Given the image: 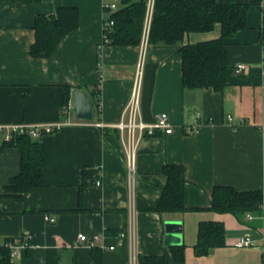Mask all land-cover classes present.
I'll return each mask as SVG.
<instances>
[{"label": "crops", "instance_id": "crops-1", "mask_svg": "<svg viewBox=\"0 0 264 264\" xmlns=\"http://www.w3.org/2000/svg\"><path fill=\"white\" fill-rule=\"evenodd\" d=\"M113 3L0 4V125L62 124L38 139L49 153L44 185L21 198L7 191L21 172V152L15 147L0 151V246L28 236L29 247L18 264H130L133 248L136 264L146 256H165L175 264L173 246L166 244V223L178 221L183 264H264V0L251 7L247 29L227 40L229 84L222 92L184 89L179 52L183 45L219 38V27L190 34L181 44H149L145 30L138 46L104 44L105 23L115 12L107 6ZM117 4L120 8L121 0ZM59 7H77L80 26L50 58H34L36 19L55 15ZM143 49L141 120L154 124L165 113L174 133L144 135L130 160L128 134L117 126L131 100ZM241 64L248 70L240 72ZM65 87L69 103L74 104L75 92L85 93L93 106L92 121L78 120L75 104L67 113ZM198 118L197 131L186 134ZM4 142L0 134V147ZM166 165L185 169V213L152 211L167 184ZM84 170L93 171L87 180ZM217 187L261 191V213L214 211ZM47 215L56 223L47 222ZM202 222L226 229L225 245L207 255L196 251ZM132 224L133 246L130 238L120 237ZM81 234L101 236V241L94 247L80 244ZM246 238L254 246L234 247Z\"/></svg>", "mask_w": 264, "mask_h": 264}, {"label": "trees", "instance_id": "trees-1", "mask_svg": "<svg viewBox=\"0 0 264 264\" xmlns=\"http://www.w3.org/2000/svg\"><path fill=\"white\" fill-rule=\"evenodd\" d=\"M4 1L27 5L51 0H0V4ZM259 4L260 0H156L148 42L181 44L190 34L209 33L219 27V38L183 45L179 52L182 56L184 89L213 88L222 92L229 84L227 40L247 29L249 11L252 6ZM121 5L109 17V21H114V26L110 30H104L109 38L107 44L138 46L145 30L147 0H121ZM79 26L80 11L77 7H59L55 15L38 16L34 26L36 41L31 48V55L34 58H50L65 37ZM262 39L264 42V30ZM69 102L70 89L65 87L64 106L67 107ZM12 147L21 152V172L11 180L7 191L9 195L21 198L44 185L49 153L47 146L34 139L29 132L14 134L10 141L4 142L0 151ZM92 172L84 170L85 180ZM163 174L167 178V184L152 211L160 214L185 213L188 211L185 206V169L180 165H166ZM262 204L261 191L238 192L231 187H217L212 195L211 209L235 215H258ZM225 237L226 229L223 224L200 223L197 254L207 255L211 248L223 247ZM171 249L175 264H183L184 246H173ZM139 263L170 264L165 256L141 257ZM0 264H18L12 260L11 252L6 246H0Z\"/></svg>", "mask_w": 264, "mask_h": 264}, {"label": "built area", "instance_id": "built-area-1", "mask_svg": "<svg viewBox=\"0 0 264 264\" xmlns=\"http://www.w3.org/2000/svg\"><path fill=\"white\" fill-rule=\"evenodd\" d=\"M119 0H114L113 4H110L107 6V9L110 11H117L118 10V2ZM155 1L156 0H147V13H146V19H145V34L148 35L150 31L152 16L154 12L155 7ZM264 8V3H263ZM114 26V21H108L105 23V29L104 30H110ZM104 44H107L109 42V38L104 33ZM146 45V44H145ZM144 59H145V49H143V53L141 56V59L138 63L137 68V75L136 79L133 85L132 90V96L131 100L126 107L123 115V120L121 123L117 126L118 129H120L122 132H127L128 134V147L130 150V156L129 159L131 160L132 157H134L135 149L138 145L139 139L146 136H154L157 131H162L166 135H170L174 133V127L170 122V117L163 113L157 116L156 122L154 124H145L141 120V113H140V94H141V86H142V80H143V68H144ZM264 59V55H263ZM237 69L242 71H247L248 67L244 64H241L237 67ZM67 113H71L74 111V104L69 103L66 107ZM200 125L199 118L195 121V124L192 126H188L185 128L186 134H193L197 131L198 126ZM62 124L58 125H44V124H21V125H0V134L4 135L5 141H10L14 134H23L25 132H29L30 135L34 139H40L41 137L45 135H50L54 133L55 131L59 130L61 128ZM104 127L103 125H101ZM138 133V138L136 137ZM263 138H264V131H263ZM97 185H101L100 181L97 182ZM251 219V217H250ZM45 220L49 223H56L57 219L55 217L51 216H45ZM121 238L128 237L131 241V246L134 245L135 241V231L134 226L132 224V227L128 231V233L120 234ZM29 237L27 236L25 238L24 242L17 243L15 241H8L6 243V247L11 252V258L12 260L16 261L17 259L21 258L23 255V251L28 249L29 247ZM78 241L80 244H85L90 247L96 246L101 241V236H93L92 238H89L85 234L79 235ZM254 246V242L250 238L239 240L235 243L234 247L238 249H244V248H251ZM110 249H114L113 247ZM130 264H136V259L134 255V248L131 256V263Z\"/></svg>", "mask_w": 264, "mask_h": 264}, {"label": "water", "instance_id": "water-1", "mask_svg": "<svg viewBox=\"0 0 264 264\" xmlns=\"http://www.w3.org/2000/svg\"><path fill=\"white\" fill-rule=\"evenodd\" d=\"M74 104L76 117L81 121H92L94 119L93 106L85 93H74ZM166 244L168 246H179L182 242V223L170 221L166 223Z\"/></svg>", "mask_w": 264, "mask_h": 264}]
</instances>
